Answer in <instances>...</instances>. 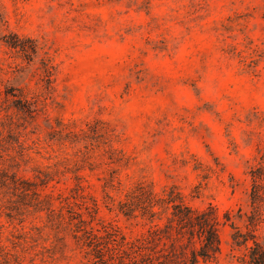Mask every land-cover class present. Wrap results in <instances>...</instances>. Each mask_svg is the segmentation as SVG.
Returning a JSON list of instances; mask_svg holds the SVG:
<instances>
[{
  "label": "rangeland",
  "instance_id": "obj_1",
  "mask_svg": "<svg viewBox=\"0 0 264 264\" xmlns=\"http://www.w3.org/2000/svg\"><path fill=\"white\" fill-rule=\"evenodd\" d=\"M263 157L264 0H0V264H92L81 221L191 264L181 201L217 209L198 264H248Z\"/></svg>",
  "mask_w": 264,
  "mask_h": 264
},
{
  "label": "trees",
  "instance_id": "obj_2",
  "mask_svg": "<svg viewBox=\"0 0 264 264\" xmlns=\"http://www.w3.org/2000/svg\"><path fill=\"white\" fill-rule=\"evenodd\" d=\"M252 178V189L250 193V204L252 216H260L264 209V157L261 162L250 172ZM15 176V175H14ZM172 202V201H171ZM125 216L129 214L123 212ZM157 213H151V219ZM171 225H175L179 238L185 240V244L194 246L196 242L200 244L199 249L191 250V264H198L199 259L204 262L216 259L219 254V236L217 209L209 206L205 210L193 209L184 204L172 207ZM225 218L229 221V213H225ZM250 218L251 224H253ZM81 232V239L88 249L92 264H162L160 258L154 250L150 249L149 240H137L128 242L116 229L108 225H101L100 229L94 227L87 228L83 221L77 227ZM235 233L232 235L234 245H246L247 239L240 240L239 232L233 227ZM248 264H264V248L257 242L249 252Z\"/></svg>",
  "mask_w": 264,
  "mask_h": 264
}]
</instances>
